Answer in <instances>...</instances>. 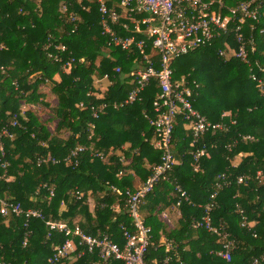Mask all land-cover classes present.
I'll return each instance as SVG.
<instances>
[{
  "label": "trees",
  "instance_id": "1",
  "mask_svg": "<svg viewBox=\"0 0 264 264\" xmlns=\"http://www.w3.org/2000/svg\"><path fill=\"white\" fill-rule=\"evenodd\" d=\"M248 1L222 0L230 8ZM119 2L114 0L110 6ZM118 29L123 36L130 35ZM263 29L264 0L260 21H247L242 27L245 39L252 40L255 47L249 53V65L219 56L226 44L237 48L234 32L171 64L174 81L184 79L195 91L193 108L200 115L215 124L226 113L227 122L235 120L236 125L227 132H208L193 144L192 132L185 129L188 122L178 117L173 132L177 166L169 181L160 182L140 208L145 226L151 229L147 264H264V94L251 78L255 74L264 85ZM136 37L147 40L144 35ZM49 39L67 47L64 59H85L86 63L63 72L61 64L44 52ZM146 52L151 54V46ZM154 60L158 62L160 57ZM144 64L136 49L109 47V39L102 35L98 6L90 0H42L39 6L33 0H0V128L15 117L20 124L12 130L13 140H0V209L2 201L13 202L24 211H41L45 218L27 222L24 216L3 217L0 213V264H51L54 247L65 238L57 232L48 238L50 221L77 223L88 235H107L124 245L122 227L132 228L125 207L126 191L135 193V177L145 183L161 157L152 145L155 136L146 118L155 116L158 82L152 80L135 104L113 108L128 97L133 89L130 75ZM116 68L121 73L116 74ZM105 75L112 85L104 98L89 97L94 91L93 77ZM45 86H51L57 99L54 134L40 121L37 110L26 111L27 121L20 116L22 102L49 106ZM101 104L108 107L94 119L91 107ZM79 146L89 151L79 154L78 165L66 164L65 158ZM202 149L205 155L196 163L192 153ZM91 153H102L106 160L92 158ZM47 155L61 163L38 166L37 159ZM243 176L248 181L238 184ZM176 185L187 193L191 204L181 201L178 206ZM214 193L212 222L235 244L231 262L216 255L222 250L216 235L194 228ZM115 204L118 209L113 208ZM163 213L169 225L161 220ZM92 260L95 258L83 256L69 264H90Z\"/></svg>",
  "mask_w": 264,
  "mask_h": 264
},
{
  "label": "built area",
  "instance_id": "2",
  "mask_svg": "<svg viewBox=\"0 0 264 264\" xmlns=\"http://www.w3.org/2000/svg\"><path fill=\"white\" fill-rule=\"evenodd\" d=\"M33 1L39 6L42 0ZM90 1L98 6L102 35L109 39V47L122 51L136 49L140 51L145 62L143 66H137L130 75L133 89L129 92L128 97L121 103H114L113 108L120 109L135 104L140 100L152 80L158 82L160 93L153 102L155 116L146 118L149 120L155 136L152 145L161 152L160 164L153 168L152 175L145 183L136 188L135 193L126 191L125 207L128 217L132 220V228L122 227L124 245L115 243L107 235L101 237L88 235L77 223L70 226L66 223L50 221L47 223L48 238H52V233L57 232L63 235L65 240L63 244L54 247L53 256L49 262L51 264H69L83 256H91L95 260L90 261V264H147L146 255L150 245L151 229L145 226L140 208L145 198L160 182L169 181L170 172L177 166L173 150V132L178 117L182 116L188 122L185 129L192 132L193 144L208 132L213 134L227 132L231 126L236 125L235 120L227 122L229 115L226 113L222 115V121L215 124L200 115L193 108L195 91L184 79L180 82L174 81L171 64L183 56L210 46L221 35L234 32L237 48L226 44L224 49L219 50V56L225 61L236 58L249 65V53L255 51V47L252 40L245 39L242 27L247 21H260L263 0H250L231 8L226 7L222 0H120L118 4L112 6L110 3L114 0ZM118 9L121 11L119 12ZM72 22H75L74 17H72ZM118 28L129 32L130 35L123 36ZM261 34H264V29L261 30ZM136 35H144L147 40H138ZM149 46H151V54L146 52ZM44 52L49 59L61 64L65 73L69 72L77 63L82 65L86 63L85 59L76 60L73 57L64 59L63 55L68 52L67 47L57 45L50 39L44 47ZM155 56L160 57L158 62L154 60ZM115 73H121L120 68H116ZM251 78L257 82L259 89L264 94L262 80H258L255 74H252ZM111 85L112 82L108 75L94 78V91H90L88 96L103 99ZM16 89H18V85H16ZM84 107L85 105L81 103L80 108ZM107 107V104L92 106L93 118L98 119ZM28 110H36V106H28L22 102L20 116L26 121V111ZM18 127H20L19 120L18 117H15L9 125L0 128V140L4 138L13 140L15 135L12 130ZM91 129H94V125H91ZM248 139L253 140L252 137H248ZM0 151L3 152L2 147H0ZM87 151H89L87 147H76L64 162L78 165L75 160L79 154ZM204 155V149L192 153L196 163ZM91 156L102 161L106 160L102 153H91ZM60 163L59 159L51 155L37 159L38 166ZM6 166V164L3 165V168ZM122 175L123 172H120L118 176ZM247 181L248 177L238 178V184ZM175 192L180 198L178 206L181 201L191 204L187 193L180 186H175ZM78 195L80 199L83 198V195ZM50 196L54 197V193L51 192ZM216 196L217 193L211 196V202L205 206L204 215L200 221L195 223L194 228L216 235L222 244V250L216 255L231 262L235 244L225 230L215 228L212 222ZM113 208L118 209L119 204H115ZM0 213L3 217L24 216L27 222L31 219H45L41 211L34 209L24 211L20 204L13 202L2 201ZM165 218L168 220L166 213H163L161 220L163 221ZM25 226L28 227V223ZM26 245L27 239L24 242V246Z\"/></svg>",
  "mask_w": 264,
  "mask_h": 264
},
{
  "label": "rangeland",
  "instance_id": "3",
  "mask_svg": "<svg viewBox=\"0 0 264 264\" xmlns=\"http://www.w3.org/2000/svg\"><path fill=\"white\" fill-rule=\"evenodd\" d=\"M93 78H98V77L94 76ZM56 79L60 81V79L58 77H56ZM42 88H43V91H44L45 96H46L45 102L48 103L49 106L47 108L43 107V106H37L36 107L37 114L40 118V121L45 122L47 124L48 130L54 134L58 122L55 118H52V117L55 116L53 109L57 106V99H56V96L51 91V86H47V87L45 86ZM64 137H66V136H64ZM128 162H131V159H129ZM135 179L137 180V187H138L139 186V184H138L139 179L137 177H135ZM89 201H90L91 208H93L94 204H95L94 200L91 198ZM163 221L169 225V222L166 218H165V220L163 219Z\"/></svg>",
  "mask_w": 264,
  "mask_h": 264
},
{
  "label": "crops",
  "instance_id": "4",
  "mask_svg": "<svg viewBox=\"0 0 264 264\" xmlns=\"http://www.w3.org/2000/svg\"><path fill=\"white\" fill-rule=\"evenodd\" d=\"M138 184H139V186H140V185H141V182L139 181V183H138ZM139 186H138V187H139ZM135 187H136V188H138V187H137V182H136V186H135Z\"/></svg>",
  "mask_w": 264,
  "mask_h": 264
}]
</instances>
